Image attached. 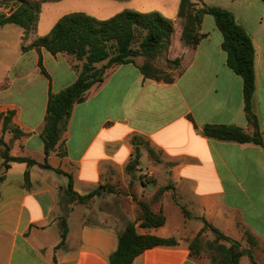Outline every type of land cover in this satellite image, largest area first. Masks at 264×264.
Wrapping results in <instances>:
<instances>
[{"label": "crops", "instance_id": "obj_1", "mask_svg": "<svg viewBox=\"0 0 264 264\" xmlns=\"http://www.w3.org/2000/svg\"><path fill=\"white\" fill-rule=\"evenodd\" d=\"M179 1L169 13L161 9V14L176 20ZM203 2L230 11L251 38L253 111L264 144V0ZM6 26L14 25L0 28ZM200 32L206 37L194 49L179 46L176 57L183 68L173 83L145 79L134 64L107 70L103 82L74 106L58 149L48 157L40 137L48 93L69 86L76 72L66 56L44 49L24 51L32 69H19L13 79L5 76L0 82V137L11 157L36 164L14 162L4 169L0 158V264H109L118 234L129 223H135L139 234L176 241L174 246L145 250L132 264H212L202 250L198 256L190 251L204 222L234 240L241 241L244 232L251 234L256 263L264 264V148L203 136L205 124L237 126L248 133L251 129L243 108L242 78L226 64L222 36L212 16L202 18ZM35 38L36 31L26 43L22 39V47ZM40 58L46 75L38 66ZM29 74L38 75L34 83L24 82ZM15 82L22 85L20 94H27L24 106L8 94ZM31 90L37 93L36 101L29 100ZM8 112L13 114L3 131ZM12 127L20 133L14 135ZM133 136L142 142L140 158L137 168L127 173ZM45 162L50 168L40 167ZM66 174L79 196L99 186L113 191L101 192L84 204L68 203ZM160 189L164 190L159 193ZM134 200L163 215L164 225L140 228ZM65 210L67 231L60 245ZM201 237L213 239L210 231ZM238 264L251 263L244 256Z\"/></svg>", "mask_w": 264, "mask_h": 264}, {"label": "trees", "instance_id": "obj_2", "mask_svg": "<svg viewBox=\"0 0 264 264\" xmlns=\"http://www.w3.org/2000/svg\"><path fill=\"white\" fill-rule=\"evenodd\" d=\"M17 6L8 14L0 12V27L14 25L23 30L25 41L34 35L44 2L60 0H43L42 3L29 0H11ZM210 15L214 19L217 30L222 36L221 48L226 53V64L243 81V108L251 133L245 129L231 125L205 124L202 126L203 136L239 144L251 143L264 148L260 133L258 118L253 111V94L255 89L254 48L248 33L237 23L234 15L225 9L208 6L203 0H180L176 20L163 16L158 11L137 12L121 11L108 19H97L84 12H72L60 17L50 31L43 37L35 38L23 51L44 49L51 55H63L69 58L71 68L76 72V79L64 89L54 93L49 91L43 128L40 133L44 154L50 156L58 149L62 133L70 119L75 105L86 100L87 91L94 85L101 84L106 71L119 65L134 64L145 79L163 83H173L181 75L182 70L171 76L157 68L156 60L164 54L175 34V27H180L179 40L184 48L194 49L205 37L200 32L202 18ZM141 60L138 64L136 61ZM181 59L166 60L174 68L180 66ZM38 66L46 75L41 58ZM12 112L3 117V131L9 128ZM14 135L20 132L10 128ZM132 160L126 166V172L132 173L138 166L140 158L141 140L137 136L132 138ZM0 158L2 167L7 169L11 163H26L28 166L36 162L29 158L11 157L3 137H0ZM150 158L157 160L151 150ZM63 152H60L62 154ZM42 168H50L45 162ZM62 173L59 170H55ZM67 175V174H66ZM28 175L25 174L27 180ZM68 184L64 189V197L68 203H86L91 197L101 192H112L108 186H99L86 196H79L72 189V179L69 175ZM3 176H0V183ZM164 189H160L161 193ZM136 202L138 216L136 223L142 229L158 228L164 225L165 218L161 214L153 213L149 205L143 201ZM64 211L60 218L61 242L66 237ZM203 231H210L214 235L215 247L209 246L213 253L212 264H238L240 258L247 257L251 264H257L253 249L242 247L241 242L223 235L216 228L204 222ZM200 232L190 243L193 256H198L201 248L196 245L201 237ZM246 242L253 247L255 240L251 234L244 232ZM229 244H224L222 242ZM173 238H160L150 234H139L135 223H129L118 234V244L110 256L109 264H132L133 260L147 249L159 246H174Z\"/></svg>", "mask_w": 264, "mask_h": 264}, {"label": "rangeland", "instance_id": "obj_3", "mask_svg": "<svg viewBox=\"0 0 264 264\" xmlns=\"http://www.w3.org/2000/svg\"><path fill=\"white\" fill-rule=\"evenodd\" d=\"M29 1L42 3L43 0ZM16 6L17 3L11 0H0V11L2 12H10ZM175 6H177L176 0H60L57 2H44L41 4V11L38 16L36 36H45L60 17L72 12H84L97 19L104 20L124 10H132L137 12H160L161 9H164L167 13H169L170 10H172ZM175 28V33L177 34H174L175 37L174 35L172 37L173 44L170 43L168 50L164 54L160 55L155 62L157 68L167 74H170L171 76L177 75L183 68V63L181 62L178 68H174L172 65L166 63V60H174L175 58H177L176 55L179 53V46H182L179 40L180 27L176 25ZM20 32V29L14 26H6L4 28H0V82L5 76H8L9 79H13V76L16 75L19 69L28 71L33 67L31 66V61H28L30 60V55H28L22 49V39L19 35ZM25 41L24 43H26ZM37 77L38 75L29 74L24 82L34 83ZM18 83L19 82L14 83L13 89L8 94H12L15 97L17 104H19L20 106H24L27 94L25 96H22L20 94L22 85H19ZM3 86H5V84H3ZM31 92L32 95L30 94L29 100H35L37 97V93L35 94V91L33 92V90H31ZM16 150L17 149H15V151ZM211 236V238L213 239L200 237L199 241L196 243V245L200 246L204 255L210 258H212L213 253L210 251L211 248L209 246H211L212 248L216 246L213 241L215 237L212 233ZM240 242L242 247L252 248V251L254 253L256 242L255 245L251 247L246 242L244 233L243 239ZM222 243L227 244L226 242ZM227 246H229V244H227Z\"/></svg>", "mask_w": 264, "mask_h": 264}]
</instances>
